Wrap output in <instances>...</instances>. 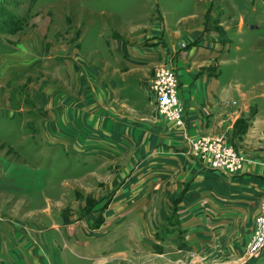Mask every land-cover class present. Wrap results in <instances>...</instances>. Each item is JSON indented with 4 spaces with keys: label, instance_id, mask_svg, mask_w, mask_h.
<instances>
[{
    "label": "rangeland",
    "instance_id": "1",
    "mask_svg": "<svg viewBox=\"0 0 264 264\" xmlns=\"http://www.w3.org/2000/svg\"><path fill=\"white\" fill-rule=\"evenodd\" d=\"M182 2L0 0V264H200L224 253L185 250L182 202L147 201L151 172L132 177L151 153L121 155L108 137L109 46L134 45L159 7Z\"/></svg>",
    "mask_w": 264,
    "mask_h": 264
},
{
    "label": "crops",
    "instance_id": "2",
    "mask_svg": "<svg viewBox=\"0 0 264 264\" xmlns=\"http://www.w3.org/2000/svg\"><path fill=\"white\" fill-rule=\"evenodd\" d=\"M158 10L150 25L134 30L144 35L137 45L109 46L107 108L118 114L107 120L108 137L119 139L121 155L151 153V163L131 164L132 177L139 182L151 172L147 201L182 202L185 250L224 252L200 264H264V251L245 258L264 197V0H184ZM155 34L160 43L141 45ZM163 63L178 75L184 127L150 111L149 85ZM207 136L245 156L239 173L225 177L193 156L191 142ZM166 187L174 198L165 199Z\"/></svg>",
    "mask_w": 264,
    "mask_h": 264
},
{
    "label": "built area",
    "instance_id": "3",
    "mask_svg": "<svg viewBox=\"0 0 264 264\" xmlns=\"http://www.w3.org/2000/svg\"><path fill=\"white\" fill-rule=\"evenodd\" d=\"M151 90L156 111L166 122L185 126V106L179 94V79L175 69L168 63L156 67ZM192 153L214 170L232 174L239 173L246 158L231 144L219 137H201L192 142ZM264 249V197L260 212L255 218L254 232L248 244V254L257 256Z\"/></svg>",
    "mask_w": 264,
    "mask_h": 264
}]
</instances>
